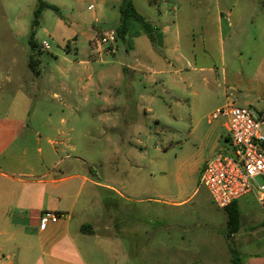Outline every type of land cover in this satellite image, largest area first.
I'll list each match as a JSON object with an SVG mask.
<instances>
[{
    "label": "rangeland",
    "instance_id": "374dc122",
    "mask_svg": "<svg viewBox=\"0 0 264 264\" xmlns=\"http://www.w3.org/2000/svg\"><path fill=\"white\" fill-rule=\"evenodd\" d=\"M38 4L39 0H0L2 133L9 132L11 126L16 132H34L39 125L31 124L28 116L36 101L44 106L37 109L40 117L48 110H56L59 104L58 100L37 93L39 89L28 66L30 54H38L44 68L54 67L56 59H60V66L68 65L63 56L69 46L70 61L80 58L77 50L91 51L87 43L59 42L58 14L52 10L40 18L38 46L33 49L30 33ZM17 21L24 23L27 36L15 33L20 30L15 25ZM260 25L261 20L257 19L249 26V34L257 41L230 45L239 48L236 55L228 53L223 62L205 61L207 67L215 69V74L200 72L202 61H198L194 65L196 71H183L176 82L160 76V82L152 83L136 73L132 88V75L123 74L118 80L114 71L102 87L110 88L113 104L104 110L100 109L102 102H97L89 109L93 114L92 136L100 145V153L88 157L93 161L90 169L84 170L82 165L81 170L75 171L92 173L90 176L96 182L113 187V192L96 188V194L106 204L104 223H110V233L120 240L117 244L128 248L130 264H233L231 248L243 264H264V210L256 197L251 193L236 202L238 230L230 233L227 211L216 205L201 184L208 161L232 150L229 119L211 120V116L226 105L228 98H237L238 106L264 110V42L258 39ZM43 41L49 50L41 51ZM141 96H154L155 117L144 112L147 103L142 102ZM63 100L60 99V109H66ZM87 110L80 109L82 118L87 117ZM106 116L112 118V130L106 131L113 140L136 146L130 154H117L113 147H106L103 130L109 125L101 121ZM5 117L26 118V122L2 123ZM66 161L60 166V177L69 174L67 167L75 160ZM90 187L88 184L83 189V195ZM26 257L33 261L35 254Z\"/></svg>",
    "mask_w": 264,
    "mask_h": 264
},
{
    "label": "crops",
    "instance_id": "0c3cea01",
    "mask_svg": "<svg viewBox=\"0 0 264 264\" xmlns=\"http://www.w3.org/2000/svg\"><path fill=\"white\" fill-rule=\"evenodd\" d=\"M44 1L59 10L56 12L59 42L87 43L91 51L77 50L80 58L70 61L69 46L63 56L68 65L60 66V59H56L54 67L41 68V61L37 73L29 67L39 89L37 93L58 100L59 109L48 110L40 117L37 109L44 106L37 100L28 116L31 124L39 125L34 132H16L12 126L9 132H0V264H130L128 248L117 244L120 240L110 233V223H104L106 204L96 194V188L113 192V187L96 182L90 176L92 173L75 171L81 170L82 165L84 170L90 169L93 161L88 157L100 153V145L92 136L93 114L89 109L97 102H102L100 109L104 110L113 104L110 88L102 87L114 71L118 80L123 74L132 75V88L136 73L152 83L160 82V76L176 82L183 71H196L194 65L198 61H202L200 72L215 74V69L207 67L205 61L223 62L228 53H238L239 48L230 45L257 41L249 34V26L257 19L261 20L258 39L264 42V0H159L156 5L149 0H134L137 11L154 27L156 42H151L140 23L130 17L125 39L119 38L114 47L101 53L92 45V39L120 26L123 0ZM23 24L15 23L20 28L15 33L21 37L28 35ZM38 28L36 40L41 32ZM45 43L41 51L50 49H45ZM62 98L66 109H60ZM141 98L147 103L144 112L155 117L154 96ZM81 108L88 109L87 117H81ZM2 120V123L26 122V118L19 117ZM101 121L109 125L103 130L106 147L125 155L136 149L133 144L113 140L106 131L112 130L110 116ZM71 159L75 161L67 167L69 174L60 177V166ZM88 184L91 187L83 195ZM46 210L57 212L60 219L41 228L40 215ZM108 217L111 221V216ZM100 227L104 230H99ZM30 253L35 254L33 261L26 257Z\"/></svg>",
    "mask_w": 264,
    "mask_h": 264
},
{
    "label": "built area",
    "instance_id": "2783aa9c",
    "mask_svg": "<svg viewBox=\"0 0 264 264\" xmlns=\"http://www.w3.org/2000/svg\"><path fill=\"white\" fill-rule=\"evenodd\" d=\"M119 40L115 29H108L92 39L98 53L114 47ZM45 49L49 46L45 43ZM237 98H228L211 120L229 119L232 150L214 155L206 164L201 184L209 191L216 205L225 209L240 198L253 194L264 210V110L238 106ZM60 215L51 210L40 215V227L57 223Z\"/></svg>",
    "mask_w": 264,
    "mask_h": 264
},
{
    "label": "trees",
    "instance_id": "16d2710c",
    "mask_svg": "<svg viewBox=\"0 0 264 264\" xmlns=\"http://www.w3.org/2000/svg\"><path fill=\"white\" fill-rule=\"evenodd\" d=\"M150 4L156 5L158 4L159 0H149ZM46 10H53L55 12H58V8L54 5H50L46 3L44 0H39L38 7L35 12V20L32 24V30L30 33V43L33 49H35L38 45L35 39L36 30L40 25V18L42 14ZM120 13H121V24L116 29L118 37L122 40L125 39L126 36V23L128 18L132 17L134 18L140 25L142 26L144 32L149 37L151 42L155 43V29L152 26L151 22L148 21L143 15H141L137 9L134 6V0H123L121 7H120ZM41 63V60L38 56V54H30L29 56V67L34 72H38L39 65ZM225 210L228 213V227L230 228V233H235L238 230V224H239V212L236 207V202L233 203L231 206L225 208ZM90 226H85L84 228H87ZM231 260L233 264H243L240 256L238 255L237 251L233 248H231Z\"/></svg>",
    "mask_w": 264,
    "mask_h": 264
}]
</instances>
